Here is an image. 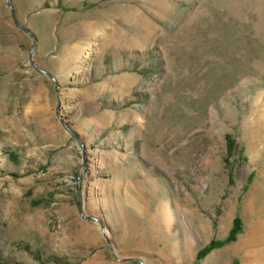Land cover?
Listing matches in <instances>:
<instances>
[{
	"label": "rangeland",
	"instance_id": "obj_1",
	"mask_svg": "<svg viewBox=\"0 0 264 264\" xmlns=\"http://www.w3.org/2000/svg\"><path fill=\"white\" fill-rule=\"evenodd\" d=\"M0 264H264V0H0Z\"/></svg>",
	"mask_w": 264,
	"mask_h": 264
},
{
	"label": "trees",
	"instance_id": "obj_2",
	"mask_svg": "<svg viewBox=\"0 0 264 264\" xmlns=\"http://www.w3.org/2000/svg\"><path fill=\"white\" fill-rule=\"evenodd\" d=\"M226 140H227V144H228V146L230 147V145L232 144V142L230 141L229 138H227Z\"/></svg>",
	"mask_w": 264,
	"mask_h": 264
},
{
	"label": "bare ground",
	"instance_id": "obj_3",
	"mask_svg": "<svg viewBox=\"0 0 264 264\" xmlns=\"http://www.w3.org/2000/svg\"><path fill=\"white\" fill-rule=\"evenodd\" d=\"M240 246H241V244H240ZM244 248V247H243Z\"/></svg>",
	"mask_w": 264,
	"mask_h": 264
}]
</instances>
